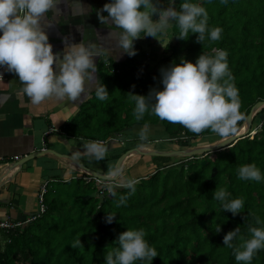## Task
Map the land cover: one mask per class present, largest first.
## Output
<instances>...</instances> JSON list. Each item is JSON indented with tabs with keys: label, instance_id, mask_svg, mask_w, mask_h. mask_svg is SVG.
Here are the masks:
<instances>
[{
	"label": "trees",
	"instance_id": "1",
	"mask_svg": "<svg viewBox=\"0 0 264 264\" xmlns=\"http://www.w3.org/2000/svg\"><path fill=\"white\" fill-rule=\"evenodd\" d=\"M182 2L176 0V7ZM193 2L207 9L210 28L223 29L221 38L213 41L206 34L205 40L197 43L198 34L189 33L187 40L179 39L175 36L180 28L172 22L174 43L165 46V57L155 66L139 59L145 53L138 43L134 44L136 55L99 63V87L105 85L109 94L100 100L95 92L77 116L61 128L62 133L75 140L123 144L122 153L140 143L138 135L126 131L145 123L149 128H163V137L156 139L181 148L201 137L221 138L208 129L194 133L151 113L136 120L135 102L129 94L146 96L150 89L162 88V67L179 63L181 57L195 63L202 53L214 56L216 49L227 50L229 68L239 90L242 118L237 122V131L251 108L264 101V0ZM256 122L261 126L257 134L243 136L220 151L169 166L166 164L170 158H159L164 166L140 178L130 195L126 187L115 186L113 197L107 187H96L85 175L68 181L55 178L47 185L43 214L21 227L0 230V264H106V253L118 246V236L127 228L145 230V238L158 252L152 264H244L236 261L232 248L224 246L223 237L239 226L240 233L233 241L239 247L242 240L251 237L250 227L264 226L257 223L264 222V180H242L238 176L239 166L250 163L264 174V109L254 117ZM156 139L149 137L147 143ZM218 187L230 193L229 199H243L239 214L224 211L221 203L213 200ZM121 195L127 202L117 207ZM106 212L117 214L113 223H106ZM251 264H264V248L254 253Z\"/></svg>",
	"mask_w": 264,
	"mask_h": 264
},
{
	"label": "clouds",
	"instance_id": "2",
	"mask_svg": "<svg viewBox=\"0 0 264 264\" xmlns=\"http://www.w3.org/2000/svg\"><path fill=\"white\" fill-rule=\"evenodd\" d=\"M159 2L109 0L97 10V16L102 24H114L122 29L117 34V44L129 56L136 55L134 41L141 38L140 33L156 38L166 33L172 22L180 28L179 35L175 36L179 39L187 40L189 33L198 34L197 43H202L206 34L213 41L221 38L223 29L209 27L208 11L201 3L183 0L177 8L176 0H167V7H158ZM56 3L57 0H0V66L18 75L23 92L35 104L52 96L73 101L80 99L86 94V82L93 79L96 72L98 49L95 44L65 43L61 52L53 51L41 19ZM105 12L107 15L103 14ZM154 16L158 19H153ZM214 51V56L202 53L195 63L181 57L179 63L162 67L160 82L163 87L150 89L146 96L129 93L135 102V119L142 120L146 113H151L194 133L205 129L221 137L234 133L242 118L239 90L229 68L227 50ZM108 94L105 85L96 90L100 100ZM149 131L145 123L138 134V148L147 146ZM108 150L107 143L101 140L83 144L84 155L96 161L104 160ZM74 158L79 159L80 153ZM105 175L110 181L106 187L113 197L116 196L113 181L123 180L122 186L130 190L129 195L139 183L137 178H124L118 165L110 166ZM238 176L242 180H264V174L255 163L240 165ZM229 196L225 188L218 187L213 200L219 201L224 211L235 216L240 213L244 201L242 198L229 199ZM126 202V196L121 195L117 207ZM116 217V213L106 212V223H113ZM257 223L264 224L259 220ZM249 232L251 237L242 240L239 247L233 244L240 233L239 226L223 237L224 246L232 248L236 261L244 264H251L254 253L264 248V226L250 227ZM145 237L143 228H127L119 234L118 246L106 253V264H136L137 261L152 264L158 252Z\"/></svg>",
	"mask_w": 264,
	"mask_h": 264
},
{
	"label": "crops",
	"instance_id": "3",
	"mask_svg": "<svg viewBox=\"0 0 264 264\" xmlns=\"http://www.w3.org/2000/svg\"><path fill=\"white\" fill-rule=\"evenodd\" d=\"M107 2L109 0H57L55 6L41 19L54 52H61L65 43L82 42L97 46L96 72L94 78L86 82V94L80 99L73 101L67 97L58 99L52 96L35 104L23 92V84L17 74L10 72L6 80L0 83V220L11 218L23 222L34 215L38 209V195L45 185L47 188L48 183L55 178L68 181L84 174L75 161L105 175L109 167L104 168V161L111 159V166L116 165L123 154L108 143L111 147H108L104 160L89 159L83 151L85 141L71 139L61 131L99 88V63L108 58L122 61L128 55L117 44V34L122 29L114 24H102L97 16V10L102 9ZM103 14L107 15L106 12ZM136 41L138 39L134 44ZM135 129L140 127L131 128L126 133L134 132ZM40 151L49 152L27 161L20 169L12 166ZM76 153H80L79 159L74 158ZM136 162L126 163L124 178H130L133 171L143 169L136 167ZM91 164L97 165L99 169L92 168ZM148 166L144 169L147 170Z\"/></svg>",
	"mask_w": 264,
	"mask_h": 264
},
{
	"label": "rangeland",
	"instance_id": "4",
	"mask_svg": "<svg viewBox=\"0 0 264 264\" xmlns=\"http://www.w3.org/2000/svg\"><path fill=\"white\" fill-rule=\"evenodd\" d=\"M160 5H168L167 0H160L158 7H160ZM161 7H163V6H161ZM153 19H158V17L154 16ZM136 42L138 43V45H141V48H142L143 52L145 53L144 54L145 56L142 55L141 57H139V59L141 58L145 63H148L151 67H153L161 59H163L165 57V55L163 54V50H164L165 46L168 44L174 43V39L172 37L171 26L167 29L166 33L160 34L156 38L151 37V36H144V37L138 39V41H136ZM260 127H261L260 122H258V123L252 122L249 134L253 137L255 134H257L259 132ZM140 129H141V127H140ZM140 129H135L134 132H131L129 134L138 135ZM163 135H164V131H163V128H161L160 126H156V127L153 126L150 128L149 137H153L154 139H156V138H158L157 136L163 137ZM224 138H227V137L219 138V137L215 136L212 139H210L208 137H201V138L197 139L196 141L191 142L190 146L183 147V148H181L180 146H178L176 144H170L167 140L156 139V141H154V142L150 140L151 143H147L146 147H149L152 150L178 151V150L185 149V148L205 147L208 145H212L216 142H219ZM121 141H124V140H121ZM121 141L119 140V142H121ZM113 146H114V148L120 149V151H121L120 153H122L123 150L125 149L123 144H121L120 146L119 145H113ZM108 147L110 148L111 145H108ZM134 148H138V147H134ZM134 148L132 147L130 149H134ZM130 159H132V160H130L128 163L125 162L124 165H126V166L123 165L121 169L123 170V174L127 173V170H126L127 164H131V163L135 164V162L137 161L136 167L139 168V166H140V167H143V169H140V170L138 169L136 171H133L132 176L130 178L133 177V178H137L138 180L140 178H144L146 176H149L151 173H153V171L157 168V166L158 167H160L161 165L164 166V163H165L163 160H161V159L159 160V158L151 161L150 160L151 158H149V157H140V156L138 157L136 155L131 156ZM182 159H186V158H170V161L166 165H168V166L172 165V164H174V163H176ZM112 162L106 161L103 165L104 168L110 167L113 164ZM147 164L149 166L147 167V170H145L144 168ZM90 166L92 168L99 169V167H97V165H95V164L94 165L91 164ZM100 168L103 169V167H101V166H100ZM91 170H93V169H91ZM81 175H84V174H81ZM134 176H137V177H134ZM116 183L117 184L119 183L118 188L123 187L121 180L116 181Z\"/></svg>",
	"mask_w": 264,
	"mask_h": 264
},
{
	"label": "water",
	"instance_id": "5",
	"mask_svg": "<svg viewBox=\"0 0 264 264\" xmlns=\"http://www.w3.org/2000/svg\"><path fill=\"white\" fill-rule=\"evenodd\" d=\"M262 109H264V101H260L257 102L250 110L244 124L247 125V129L244 132H239L241 127L231 136L222 139L219 142H216L212 145H208L205 147H195V148H185V149H181L178 151H165V150H151V151H145L143 150V148H134V149H130L127 150L125 153H123L117 160L116 165H118L120 168H122L125 160L130 156V155H136V156H140V157H149V158H192L195 156H200V155H207V154H211L213 152L216 151H220L226 147H228L229 145H231L232 143H234L235 141H237L239 138L243 137V136H247L249 134V131L251 129V125L253 122L254 117L256 116V114L258 112H260ZM115 140V139H113ZM45 152H49V151H40V152H36L32 155L26 156L23 159H21L20 161H18L17 163H14L12 166L14 168H18L20 169L22 167V165L24 163H26L27 161L34 159L36 157H39L40 155L44 154ZM75 163H77L80 168L83 170V173L86 175H89L91 177L97 178L99 180H103V181H109V178L106 177V175L97 173L91 169H88L87 167L79 164L77 161H75ZM115 182V181H113Z\"/></svg>",
	"mask_w": 264,
	"mask_h": 264
},
{
	"label": "built area",
	"instance_id": "6",
	"mask_svg": "<svg viewBox=\"0 0 264 264\" xmlns=\"http://www.w3.org/2000/svg\"><path fill=\"white\" fill-rule=\"evenodd\" d=\"M10 74L9 71L6 70V66H0V83L5 81L8 75ZM87 176L86 180L88 182L94 181L95 186L99 187L101 189H104L106 185L109 184L107 181L99 180L97 178L91 177L89 175L84 174ZM113 184L118 187L119 183L117 184L116 181L113 182ZM46 192V185L43 187V189L40 191L37 199L38 209L37 212L34 215H31L30 217L26 218L23 222H16L11 220V218H6L3 220H0V230H12L17 227H21L24 224H28L36 219V217L40 214H43L45 212V206H44V195Z\"/></svg>",
	"mask_w": 264,
	"mask_h": 264
},
{
	"label": "bare ground",
	"instance_id": "7",
	"mask_svg": "<svg viewBox=\"0 0 264 264\" xmlns=\"http://www.w3.org/2000/svg\"><path fill=\"white\" fill-rule=\"evenodd\" d=\"M246 129H247V125H246V124H243L239 132L242 133V132L246 131ZM143 150H145V151H151L152 149L149 148V147H144ZM131 156H134V155H133V154L130 155V156L125 160V162H126ZM125 162H124V164H125ZM124 164H123V165H124Z\"/></svg>",
	"mask_w": 264,
	"mask_h": 264
}]
</instances>
